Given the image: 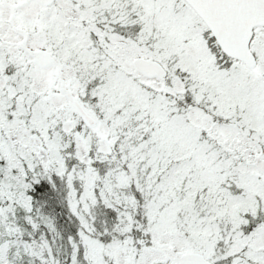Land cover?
<instances>
[{"label": "snow or ice", "instance_id": "1", "mask_svg": "<svg viewBox=\"0 0 264 264\" xmlns=\"http://www.w3.org/2000/svg\"><path fill=\"white\" fill-rule=\"evenodd\" d=\"M0 264H264V0H0Z\"/></svg>", "mask_w": 264, "mask_h": 264}]
</instances>
